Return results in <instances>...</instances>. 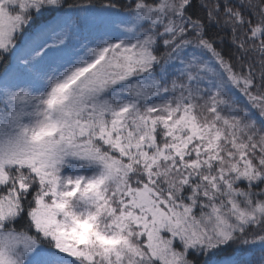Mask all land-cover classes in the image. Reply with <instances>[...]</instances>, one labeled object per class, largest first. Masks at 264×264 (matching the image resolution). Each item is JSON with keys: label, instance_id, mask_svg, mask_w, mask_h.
<instances>
[{"label": "snow or ice", "instance_id": "1", "mask_svg": "<svg viewBox=\"0 0 264 264\" xmlns=\"http://www.w3.org/2000/svg\"><path fill=\"white\" fill-rule=\"evenodd\" d=\"M0 264H264V0H0Z\"/></svg>", "mask_w": 264, "mask_h": 264}]
</instances>
